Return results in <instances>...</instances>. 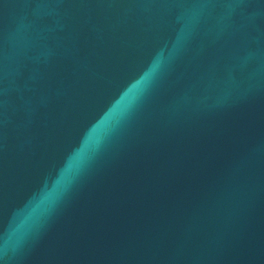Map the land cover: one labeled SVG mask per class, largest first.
Listing matches in <instances>:
<instances>
[{"label": "water", "instance_id": "water-1", "mask_svg": "<svg viewBox=\"0 0 264 264\" xmlns=\"http://www.w3.org/2000/svg\"><path fill=\"white\" fill-rule=\"evenodd\" d=\"M0 264H264V0H0Z\"/></svg>", "mask_w": 264, "mask_h": 264}]
</instances>
